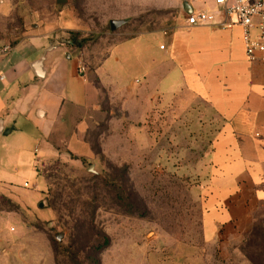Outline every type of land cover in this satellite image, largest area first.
Masks as SVG:
<instances>
[{
    "label": "rangeland",
    "instance_id": "1",
    "mask_svg": "<svg viewBox=\"0 0 264 264\" xmlns=\"http://www.w3.org/2000/svg\"><path fill=\"white\" fill-rule=\"evenodd\" d=\"M9 1L11 11L0 3L5 45L59 24V39L82 41L70 51L92 67L118 41L158 29L166 15L155 0ZM112 20L128 22L113 31ZM103 108L113 114L87 135L94 159L69 157L54 167L47 162L54 152L40 138L10 166L11 174L3 178L13 187L0 194V264H93L95 259L100 264H264V202L251 209L252 221L241 237L219 228L218 239H205L210 154L222 126L206 102L183 90L140 124L112 121L128 114L106 99ZM37 167L57 170L56 188L73 183L81 191L79 203L98 207L95 231L72 230L76 223L63 217L64 211L57 217L47 208V184ZM27 182L31 187H24ZM118 189L125 191V204L117 198ZM100 233L110 244L94 253L90 247Z\"/></svg>",
    "mask_w": 264,
    "mask_h": 264
},
{
    "label": "crops",
    "instance_id": "2",
    "mask_svg": "<svg viewBox=\"0 0 264 264\" xmlns=\"http://www.w3.org/2000/svg\"><path fill=\"white\" fill-rule=\"evenodd\" d=\"M155 1L166 14L161 26L118 41L95 67L59 39V24L14 46L0 40V194L13 187L4 180L12 163L37 139L54 152L47 162L94 159L87 135L113 114L105 99L128 114L112 121L140 124L186 90L222 120L210 154L205 239H218L219 228L239 238L264 202V65L247 60L239 26L187 25L189 10L213 11L214 0ZM0 3L11 11L9 0Z\"/></svg>",
    "mask_w": 264,
    "mask_h": 264
},
{
    "label": "built area",
    "instance_id": "3",
    "mask_svg": "<svg viewBox=\"0 0 264 264\" xmlns=\"http://www.w3.org/2000/svg\"><path fill=\"white\" fill-rule=\"evenodd\" d=\"M214 2L216 8L213 11L188 14L187 25L210 26L223 30L239 26L242 30L247 60L253 64L264 65V0H214ZM80 69L85 73L83 64ZM24 187L31 186L27 182Z\"/></svg>",
    "mask_w": 264,
    "mask_h": 264
},
{
    "label": "trees",
    "instance_id": "4",
    "mask_svg": "<svg viewBox=\"0 0 264 264\" xmlns=\"http://www.w3.org/2000/svg\"><path fill=\"white\" fill-rule=\"evenodd\" d=\"M72 46L74 47H81L82 46V41L79 42V40L76 38L71 41ZM94 84L101 89L100 83L98 81V78L95 79ZM93 148V147H92ZM71 158L74 156L70 154ZM82 161H85V158L81 159ZM61 160H54L52 162V165L54 167H58ZM52 169L49 168H43L42 170L37 167L36 172L39 174L41 173L43 177L46 180L47 184V191L44 192V195L46 196V199L48 201V206L47 208L54 212L57 217L61 216L60 213L64 211L63 217H68L72 221L76 223L72 227V230L75 229H85L91 228L92 231H95V226H94V217L95 213L97 211V206L95 205H90L86 203L87 201H83L81 203L78 202V200L81 197V191L80 189H74L75 186L73 183H68V187L66 189H60L56 188V183L52 182L53 180L58 179V174L57 170L53 171ZM97 178V177H95ZM98 185V184H97ZM56 189V190H55ZM91 187L85 188V191L90 190ZM123 193L125 194V191L120 192V189H118L117 192V198L120 200L121 203L125 204L126 200L123 197ZM84 195L88 196V193H85ZM129 196V195H128ZM78 213V214H77ZM89 216V221L87 220ZM66 224V222H64ZM98 241L93 242L92 246L90 247L91 250H93L94 253H100L103 249L108 247L110 244V239L108 236H106L103 233H100L98 236ZM93 264H100L99 260L95 259Z\"/></svg>",
    "mask_w": 264,
    "mask_h": 264
},
{
    "label": "water",
    "instance_id": "5",
    "mask_svg": "<svg viewBox=\"0 0 264 264\" xmlns=\"http://www.w3.org/2000/svg\"><path fill=\"white\" fill-rule=\"evenodd\" d=\"M66 2H67V0H57L58 4H64ZM189 13L192 14V10L191 11L189 10ZM127 22H128L127 20H112L110 22V26H111V29L113 31H115V30L121 28L122 26H124ZM40 206L42 207L43 204H41Z\"/></svg>",
    "mask_w": 264,
    "mask_h": 264
}]
</instances>
